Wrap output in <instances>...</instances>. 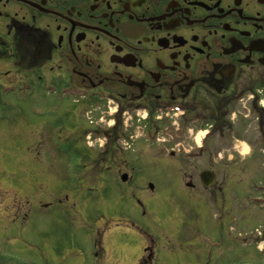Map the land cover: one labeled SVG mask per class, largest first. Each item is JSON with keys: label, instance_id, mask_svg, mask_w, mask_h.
<instances>
[{"label": "flooded vegetation", "instance_id": "af4514ba", "mask_svg": "<svg viewBox=\"0 0 264 264\" xmlns=\"http://www.w3.org/2000/svg\"><path fill=\"white\" fill-rule=\"evenodd\" d=\"M5 63L11 77L0 78V105L11 107L23 92L32 115L56 118L54 134L46 123L39 130L57 141L54 153L120 169L146 145L171 156H212L210 171L232 170L225 157L264 155V0H0L1 75ZM162 137L170 138L160 148ZM121 182L137 185L132 175ZM227 182L184 181L198 199L190 210L199 205L223 224L189 228L188 217L200 213L174 212L185 243L180 264H236L225 254L235 250L238 204L264 229V184L252 186L260 195L243 204ZM0 220L8 221V202ZM91 242L86 231L53 248L43 237L41 258L6 248L0 264H103L101 238L95 250ZM155 245L135 257L121 243L114 264H154Z\"/></svg>", "mask_w": 264, "mask_h": 264}, {"label": "rangeland", "instance_id": "374dc122", "mask_svg": "<svg viewBox=\"0 0 264 264\" xmlns=\"http://www.w3.org/2000/svg\"><path fill=\"white\" fill-rule=\"evenodd\" d=\"M2 72L0 78L11 77L8 68ZM17 99L19 102L9 103L11 107L0 105V207L5 209L8 202V221L0 220V253L8 248V253L18 251L26 257L41 258L43 237L53 248L60 238L86 231L92 236V250L101 238L107 251L103 264L116 262L113 250L121 243L133 246L135 257L139 251L142 253L143 246L156 244L154 264H180L175 258L185 243L175 231L180 220L173 218L174 212L200 213L199 218L188 217L189 228L208 230L209 226L223 224L220 214L199 205L190 210L198 199L184 183L198 180L202 170L213 168L215 163L209 164L212 156H171L163 149L146 150L145 145L129 168L123 163L118 169L119 162H115L108 169L105 166L110 162L105 160L103 167H96L93 160L86 161L83 156L52 152L51 148L59 146L57 141L39 134V130L46 123L49 133L54 134L58 120L32 115L25 93L18 92ZM43 132L48 134L46 129ZM200 136L201 133L198 140ZM164 138L170 137L161 138L160 148L167 143ZM226 158L222 161L235 167L226 171L217 167L213 171L216 179L228 180L239 203L244 204L245 197L260 195L251 189L264 184V155L252 152L236 155L232 161ZM122 173L132 175L137 185L123 184ZM149 183L153 190L147 187ZM248 209L238 204L236 214L234 210L235 250L227 252L225 259L235 258L236 264H264V251L258 249L264 242L260 241L264 231L256 229L259 220L251 218ZM18 212V218L13 220ZM217 218L218 223L214 222ZM223 218L229 225L228 215ZM260 223L264 227V221ZM49 256L52 262V254Z\"/></svg>", "mask_w": 264, "mask_h": 264}, {"label": "water", "instance_id": "95a60500", "mask_svg": "<svg viewBox=\"0 0 264 264\" xmlns=\"http://www.w3.org/2000/svg\"><path fill=\"white\" fill-rule=\"evenodd\" d=\"M122 178H123V180H126L127 175H123ZM201 178L206 185H210L216 179V175L213 172L204 171L201 175Z\"/></svg>", "mask_w": 264, "mask_h": 264}]
</instances>
